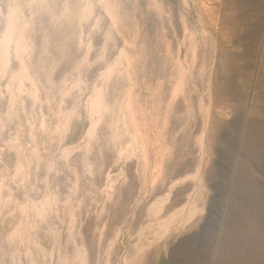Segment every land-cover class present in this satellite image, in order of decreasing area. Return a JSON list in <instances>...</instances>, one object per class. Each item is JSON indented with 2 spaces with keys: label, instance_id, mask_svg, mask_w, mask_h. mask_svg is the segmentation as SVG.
I'll return each mask as SVG.
<instances>
[{
  "label": "rangeland",
  "instance_id": "rangeland-1",
  "mask_svg": "<svg viewBox=\"0 0 264 264\" xmlns=\"http://www.w3.org/2000/svg\"><path fill=\"white\" fill-rule=\"evenodd\" d=\"M0 264H264V0H0Z\"/></svg>",
  "mask_w": 264,
  "mask_h": 264
}]
</instances>
